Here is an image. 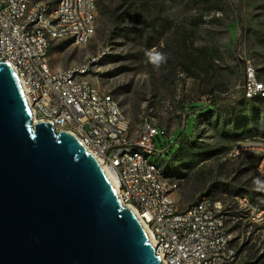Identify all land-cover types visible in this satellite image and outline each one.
Returning a JSON list of instances; mask_svg holds the SVG:
<instances>
[{"label":"rangeland","instance_id":"rangeland-1","mask_svg":"<svg viewBox=\"0 0 264 264\" xmlns=\"http://www.w3.org/2000/svg\"><path fill=\"white\" fill-rule=\"evenodd\" d=\"M120 3L121 0H97L92 41L85 46L55 41L50 64L52 69L62 70L98 58L92 64L90 77L119 103L128 118L132 139L137 138L146 117L155 118L161 139H157V146L168 147L170 154L153 156L152 160L161 165L168 185L177 183L173 197L178 209L184 210L210 194V186L198 190L194 182H182L177 177L180 163L173 156L182 139L195 145L212 142L206 138L211 135L206 116L217 117L234 109L243 93L246 63H252L259 78L264 79V0H224L223 10L212 14H205L196 0H131L120 10L125 13L122 24L113 14ZM203 48L209 59L192 68L193 76L185 70L186 55L196 56L197 49ZM211 91L217 106L201 113L202 107L211 105ZM253 148L244 144L240 155L223 156V169L213 160L200 167L213 171L211 183L226 184L234 193H215L230 210L229 215L243 216L237 198L245 195L264 203V199L241 190L251 192L253 186L245 183L253 185L251 181L264 177L257 168L244 171L243 167L246 169L252 157L257 156ZM243 156L245 166L241 167L239 158ZM233 219L228 218L227 226L234 234V247L239 250L244 244L247 252L252 249L263 253L264 229ZM238 222L240 228H236ZM247 252L238 254L239 264L251 261Z\"/></svg>","mask_w":264,"mask_h":264},{"label":"water","instance_id":"water-1","mask_svg":"<svg viewBox=\"0 0 264 264\" xmlns=\"http://www.w3.org/2000/svg\"><path fill=\"white\" fill-rule=\"evenodd\" d=\"M52 126L0 61V264H163L103 167Z\"/></svg>","mask_w":264,"mask_h":264},{"label":"built area","instance_id":"built-area-1","mask_svg":"<svg viewBox=\"0 0 264 264\" xmlns=\"http://www.w3.org/2000/svg\"><path fill=\"white\" fill-rule=\"evenodd\" d=\"M36 9H39L38 4ZM81 12H88L89 28H82L81 25L76 29L79 30L80 40L86 35L90 29V23L96 16L92 0H68L62 14V19L69 23L73 17H81ZM12 26H17V19L4 21L3 13H0V55H12L15 61L25 59V70L31 74L36 84L35 108H32L35 122L48 123V115H56L62 121L63 127L74 125L85 130L89 139L95 143L100 165L112 173L115 180L116 170H120L115 164V148L118 145L147 143L151 148L169 152L168 147L157 146V139L161 140L160 130H153L152 125L150 133L142 134L140 140L109 142V134L116 132L119 122L112 115L109 94H100L98 90L88 87L92 65L84 68V78L77 79L75 83H68L70 72L64 78L50 79L46 77V69L47 46L51 43L46 39H37V35L12 34ZM20 84L25 91L24 84L22 82ZM242 89L244 95H250L254 91H261V94H264V86L253 84L252 70L247 69L246 65ZM169 143L172 144V141L169 140ZM249 145L264 147V139L249 141ZM239 148H242L240 144L233 152L237 153ZM124 158L127 159V172H124V178L128 180V187L118 186V191L119 197L127 198V205L124 206L131 207L133 201H148L149 188L146 184H140L136 178L132 158ZM163 200L166 199L160 198L158 191L156 202H152L153 211L162 222L161 256L172 259L173 264H239L238 254L222 256L218 253V238L233 239V243L235 241L230 233H226L225 227H219L217 223V213L229 214L227 209H208L207 203L199 210V216H191V212L186 210L182 213L165 212ZM244 207L252 208V218H264V212L254 213V205L243 203V209ZM137 212L139 220L148 230L153 241V230L142 218V212Z\"/></svg>","mask_w":264,"mask_h":264},{"label":"bare ground","instance_id":"bare-ground-1","mask_svg":"<svg viewBox=\"0 0 264 264\" xmlns=\"http://www.w3.org/2000/svg\"><path fill=\"white\" fill-rule=\"evenodd\" d=\"M66 2H68V0H0V13H3L4 21L17 19V26H12V34L37 35V39H46L49 43H51V45L47 46L46 77L50 79L64 78L67 73L70 72L68 75V83H75L77 79L84 78V68L92 65L99 59L97 58L95 61V58H93L91 61L82 65H71L66 69L54 70L52 69L49 60L50 51L55 41H71L78 46H85L92 41L96 33L97 0H92L93 10L96 16H94V20L90 23V29L81 40L79 39V30L76 29L81 25L82 28H89L88 12H81V17H73V20L68 23L62 19ZM36 4L39 5V9H36ZM0 61L7 63L16 74L18 80L24 84L31 107L35 108L36 84H34L31 74L25 70V59H17V61H15L12 55H0ZM246 66L247 69L252 70L253 84L264 86V81L259 78L254 65L252 63H246ZM88 87L89 89L98 90V93L100 94H108L98 88L91 78L88 79ZM245 97L249 99L255 97L264 98V94H261V91H254L250 95H245ZM109 106L111 108L112 115H114L119 122L116 132L109 134V142L121 143L130 142V140H140L142 134L150 133L151 125L153 130H159V126L155 118L148 116L143 120L137 138L132 139L129 135L130 124L128 118L124 114L119 103L110 94ZM48 123L53 125L52 127L55 132H66L78 139L86 151L100 164L99 153L96 150L95 143L89 139L85 130L75 127L74 125H65L63 127L62 121L58 119L56 115H48ZM244 144H249V141L240 143V146L243 148ZM251 146L254 147L253 149L257 152L258 171L264 175V169H262L264 166V147L257 145ZM242 148H239L237 153L233 152V149L231 156L240 155V150L242 151ZM167 154V151L151 148L147 143L118 145L115 148V164L120 170H116V180L112 173L104 167L103 169L106 171L115 186L128 187V180L127 178H124V172H127V159L124 157L132 158L136 178L139 180L140 184H146L149 188V193H147L148 201H133L131 202V207L126 206L125 208L130 210L137 217V211L142 212V218L145 219L149 228L153 230V241L157 245V256L160 257L163 264H173L172 259L167 256H161L162 222L158 215L154 213L152 203L156 202L158 191L160 193V198L166 199L163 200L165 212L182 213L186 210V212H191V216H199V210L203 208V206L207 205V203L208 209H226V207L222 201H216V198L212 197L210 194H204L196 202L187 206L184 210H179L177 202L173 197V192L178 189L177 183L168 185L161 165L152 160L153 156L163 157ZM140 158H142V160H140ZM120 199L123 205H127L126 197H120ZM243 203L245 205H254V213L264 212V207L259 208L255 206L254 202L247 195H245L237 198L240 215L243 216H234L235 219L233 220H241L242 222L249 221L248 223L250 225H258L264 229V218H252V208L244 207L243 209ZM228 218L233 217L226 213H217V223H219V227H225L226 233H230L234 237L233 232L227 226ZM218 253L222 256H232V254H238L237 249L233 245V239L225 240V238H218Z\"/></svg>","mask_w":264,"mask_h":264},{"label":"trees","instance_id":"trees-1","mask_svg":"<svg viewBox=\"0 0 264 264\" xmlns=\"http://www.w3.org/2000/svg\"><path fill=\"white\" fill-rule=\"evenodd\" d=\"M199 7L205 12V14H212L216 12H221L224 8V0H196ZM131 3V0H121V3L115 8L113 14L116 21L119 24L124 23L125 13L120 12L123 5ZM203 21V20H202ZM164 24H169L164 21ZM155 25V24H154ZM157 25V24H156ZM155 25V26H156ZM209 54L206 49H197L196 56L194 54H187V62L185 64V70L189 73H192V68L199 67L202 60H208ZM259 76V75H258ZM264 81L263 78H260ZM211 105L208 107H202L201 113L206 112V110L215 108L217 106V99L213 91ZM233 107V106H232ZM231 108V107H230ZM195 125V123H194ZM206 125L207 129L211 132V135L206 136L208 139H212L211 143H201L199 145L191 144L186 142L184 139L178 144V150L173 158L177 159L180 163L179 175L177 176L186 182V185L194 182L198 190H202L210 186V195L216 198L215 193L229 192V186L222 184L220 182L211 183L210 177L213 174L211 169L204 170L200 167L208 162L215 161L219 169L225 168V163H220L223 156H231V152L237 144L245 143L246 141L256 140L258 138L264 139V98L255 97V98H246L242 93L239 100L235 103L234 109H227L224 111V114L214 117L212 114L206 116ZM185 138V137H184ZM170 154V151L167 155ZM232 157V156H231ZM245 156L239 158L241 161V167L245 166L244 164ZM258 157L253 156L250 165H246L244 171H249L253 168H257ZM253 164V167L251 165ZM256 165V167H254ZM258 170V168H257ZM260 173V172H259ZM261 174V173H260ZM263 175V174H262ZM253 185H250L248 182L245 183V186H253L252 191H246L251 196L260 197L264 199V177L259 180L251 181ZM214 193V194H212ZM217 199V198H216ZM254 204L259 208L264 207V203H259L253 199ZM236 217V215H230ZM240 222L237 223L236 228H240ZM238 254L247 252L245 245L243 244L239 250ZM249 260H245L243 264H264V252L260 253L259 251H253L252 249L247 252Z\"/></svg>","mask_w":264,"mask_h":264}]
</instances>
